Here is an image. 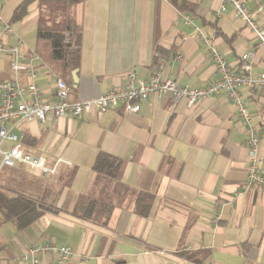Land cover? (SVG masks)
<instances>
[{
  "label": "crops",
  "instance_id": "1",
  "mask_svg": "<svg viewBox=\"0 0 264 264\" xmlns=\"http://www.w3.org/2000/svg\"><path fill=\"white\" fill-rule=\"evenodd\" d=\"M21 2L0 0V80L13 77L17 47L28 67L21 80L29 81L34 70L43 98H54L58 77L71 85L74 100L123 88L131 71L143 79L158 72L194 87L217 78L200 33L169 0H76L67 10L82 34L75 87L73 70L51 57L48 41L38 40L42 4L31 3L21 20H12ZM186 2L190 12L185 13L233 67L250 53L251 74L264 70V46L232 6L222 10L220 0ZM246 2L264 27V12L258 11L263 0ZM5 25L12 33L3 32ZM34 54L39 58L30 59ZM242 91L263 133L259 154L264 156V87ZM8 126L26 151L59 162L48 180L63 188L54 210L28 227L18 229L13 222L0 227V264H26L24 252L46 244L71 247L64 264H264V189L247 185V133L225 95L188 105L185 99L152 94L137 113L93 109L79 117ZM102 152L121 160L116 178L94 170ZM116 184L154 194L149 214L135 210L133 191L113 194ZM104 193L116 203L108 225L72 213L79 196ZM56 257L47 250L41 264H54Z\"/></svg>",
  "mask_w": 264,
  "mask_h": 264
},
{
  "label": "built area",
  "instance_id": "2",
  "mask_svg": "<svg viewBox=\"0 0 264 264\" xmlns=\"http://www.w3.org/2000/svg\"><path fill=\"white\" fill-rule=\"evenodd\" d=\"M221 9L225 10L232 6L236 15L245 21L253 30L261 46H264V27H261L254 19V12L248 6L246 0H220ZM264 12V0L258 8ZM182 13L185 23L194 27L200 33L202 41L210 51V57L215 65L217 78L204 86H190L179 83L178 80L168 79L156 72L148 79L141 78L135 71L126 75V82L121 89H109L98 97L74 100L71 98V85L58 77L53 99L42 97L41 91L34 81L36 72L31 71L30 80L23 82L20 73L27 70V65L21 60L19 49H12L14 59L11 64L13 77L0 80V169L3 167L21 166L34 174L43 176L53 175L57 172L56 163H49L45 157L26 151L17 134L9 128V124L20 121L38 120L46 122L50 118L64 116L79 117L90 113L93 109L101 112L121 108L127 113H137L141 105L150 95L159 97L173 96L177 99H185L188 105L202 102L204 100L225 95L229 101L237 107L242 125L244 126L247 139L249 174L247 185H257L264 189V156L259 154L263 133L254 122L253 115L249 109L248 101L242 89L264 87V70L257 76L251 74L252 56L245 53L241 56L239 64L233 67L224 54L218 49L213 38L206 35L196 24L192 16ZM3 32L12 33V27L5 25ZM0 49L1 45H0ZM34 54L30 59H38ZM178 58H181L178 55ZM10 142L11 147H4ZM53 250L56 254L54 264H64L72 256V249L68 245H34L27 249L22 259L26 264H41L40 255Z\"/></svg>",
  "mask_w": 264,
  "mask_h": 264
},
{
  "label": "trees",
  "instance_id": "3",
  "mask_svg": "<svg viewBox=\"0 0 264 264\" xmlns=\"http://www.w3.org/2000/svg\"><path fill=\"white\" fill-rule=\"evenodd\" d=\"M39 1L43 10L39 19L38 40L48 41L51 57L62 61L68 72L78 68L81 62L82 34L80 27L67 17V10L76 0H22L16 8L13 21L21 20L28 12L31 3ZM180 12H190L186 0H169ZM121 160L102 152L98 155L94 170L116 178ZM0 227L13 222L18 229H24L38 220L45 212L54 210L62 192V183L51 184L47 176L28 172L21 166L3 167L0 171ZM118 190L133 191L136 195L135 210L148 215L154 201V194L130 190L116 184ZM113 195L102 194L98 197L79 196L72 213L79 219L97 226L108 225L116 206Z\"/></svg>",
  "mask_w": 264,
  "mask_h": 264
},
{
  "label": "water",
  "instance_id": "4",
  "mask_svg": "<svg viewBox=\"0 0 264 264\" xmlns=\"http://www.w3.org/2000/svg\"><path fill=\"white\" fill-rule=\"evenodd\" d=\"M72 77H73V81H74V86L77 87V83L79 81V78H78V69H75L72 71Z\"/></svg>",
  "mask_w": 264,
  "mask_h": 264
},
{
  "label": "rangeland",
  "instance_id": "5",
  "mask_svg": "<svg viewBox=\"0 0 264 264\" xmlns=\"http://www.w3.org/2000/svg\"><path fill=\"white\" fill-rule=\"evenodd\" d=\"M46 43H47V42H46ZM46 43H45V44H46ZM45 44H44V45H45ZM20 126H21V124H19L17 128H19ZM11 144H12V143H5L4 147H6V146H8V145L11 146ZM0 161H1V156H0ZM0 171H1V170H0ZM47 177H48V176H47ZM0 184H2V181L0 182Z\"/></svg>",
  "mask_w": 264,
  "mask_h": 264
}]
</instances>
